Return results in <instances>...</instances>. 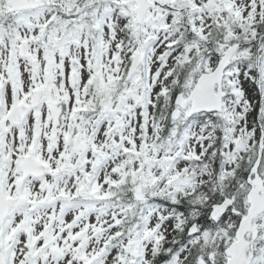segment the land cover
I'll return each mask as SVG.
<instances>
[{"label":"snow or ice","instance_id":"snow-or-ice-1","mask_svg":"<svg viewBox=\"0 0 264 264\" xmlns=\"http://www.w3.org/2000/svg\"><path fill=\"white\" fill-rule=\"evenodd\" d=\"M0 264H264V0H0Z\"/></svg>","mask_w":264,"mask_h":264}]
</instances>
